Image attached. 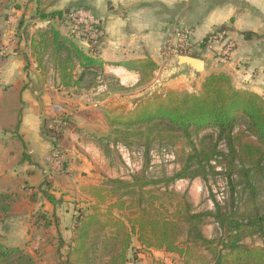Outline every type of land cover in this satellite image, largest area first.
I'll use <instances>...</instances> for the list:
<instances>
[{
    "label": "trees",
    "instance_id": "trees-1",
    "mask_svg": "<svg viewBox=\"0 0 264 264\" xmlns=\"http://www.w3.org/2000/svg\"><path fill=\"white\" fill-rule=\"evenodd\" d=\"M62 15H42L41 19ZM49 33L53 37L50 55L62 76L61 85L73 90V95L100 86L106 66L137 73L138 87L151 82L158 70L149 58L106 62L98 50H84L72 36L66 39L55 30ZM125 89L116 83L110 92ZM106 119L110 130L100 138L105 153H110L111 145L142 148L146 166L132 181L107 179L100 187L105 195L100 196L102 202L107 197L112 200L105 208L100 202V206L81 211L63 264H131L134 239L142 249L175 254L184 264H264L262 96L238 89L228 74L217 73L207 76L196 93H156L133 110L106 115ZM179 141L188 149L180 158V170L164 180H149L145 173L155 148L175 147ZM217 177L226 180L229 198L223 204L214 199V210L206 212H194L187 195L166 205L160 190L149 188L162 182L168 188L179 180L201 178L207 182ZM43 195L51 204L59 202L47 191ZM14 202L13 194L0 191V223L10 218ZM208 219L218 225L220 237L210 239L205 235ZM44 221H48L45 226H51L50 220ZM254 237L262 241L261 246L245 243ZM0 264H34V259L21 248L11 249L0 243Z\"/></svg>",
    "mask_w": 264,
    "mask_h": 264
},
{
    "label": "crops",
    "instance_id": "crops-1",
    "mask_svg": "<svg viewBox=\"0 0 264 264\" xmlns=\"http://www.w3.org/2000/svg\"><path fill=\"white\" fill-rule=\"evenodd\" d=\"M75 8L90 9L102 21L105 35L99 57L106 62L149 58L158 65L155 75H160L159 82L175 91L196 88L198 92L207 76L226 73L238 89L264 98V0H0V191L15 197L11 219L0 223V238L7 237L6 241L15 231L21 236L28 234L23 230L28 225L22 217H12L19 205L17 194L27 196L25 184L38 185L41 167L50 163L52 144L43 133L44 117L58 112L56 107L64 109L58 103H67L73 95V90L61 85L62 76L50 55L53 37L49 32L55 30L66 39L71 36L65 32L64 23ZM54 13L63 15L41 19ZM183 29L192 32L188 54L204 62L201 73L180 64L179 58L162 57L164 43L177 42ZM216 33L223 34V39L207 41ZM227 40L236 48L231 59L221 64L216 57ZM109 71L139 77L121 67L106 66L105 73ZM50 194L55 197L56 193ZM21 200L29 211L26 216L31 218L39 211L31 196ZM66 206L47 203L44 209L56 217L49 226L56 227L52 240L69 245L77 210ZM34 226L35 222L28 226L32 233L36 232ZM130 253L139 254L144 261L142 253L149 254L136 239ZM161 253L151 254L155 257Z\"/></svg>",
    "mask_w": 264,
    "mask_h": 264
},
{
    "label": "rangeland",
    "instance_id": "rangeland-1",
    "mask_svg": "<svg viewBox=\"0 0 264 264\" xmlns=\"http://www.w3.org/2000/svg\"><path fill=\"white\" fill-rule=\"evenodd\" d=\"M73 25L68 20L64 23V30L68 35L72 34ZM83 47V46H82ZM85 48V47H84ZM100 51V47H99ZM122 79H119V76ZM160 76V75H159ZM159 76L154 78L147 85L138 87L139 77L120 73L119 71H109L100 78L101 84L92 92L72 95L67 103H58L66 111L62 114L56 112L52 117H44L43 133L50 138L52 151L49 155L52 158L56 154L58 162H52L41 167V182L32 186L29 183L23 188L24 193H19V205L12 213V217H22L25 225L35 222L36 232H31L29 227L24 228L28 234L21 236L20 231H15L14 235L6 241L7 237H1L0 243L7 248H21L27 255L34 259V264H63L68 252L66 242H54L52 240L55 228L45 226L48 221L56 222V217L46 211L45 205L50 202L43 195L44 191L55 192V198L59 200L55 206L64 205L75 212L76 218L92 206H102L105 208L112 200L100 192V187L107 179H122L132 181L133 176H140L144 171L146 162L144 161V151L142 148L134 147L126 149L123 146H110V153H105V143L101 137L108 134L110 127L106 115H118L126 113L135 108L141 101L146 100L156 93L164 94L170 90L164 88L159 82ZM121 81V82H120ZM118 83L125 90L111 93L110 89L116 87ZM182 89V88H181ZM186 91V90H176ZM190 93H196V88ZM184 149H187L183 141H179L175 147L161 149L156 147L152 153L151 164L145 176L149 180H164L172 177L181 168V159ZM155 188L160 190L164 204L171 205L177 202L181 196L187 195L189 202L196 213L214 210L213 200L216 199L223 204L229 198L227 182L223 177L215 179L209 178L207 182L201 178L193 181L179 180L171 183L168 188L162 182ZM44 189V191H42ZM26 196V197H25ZM32 203H37L39 211L28 217V208L22 204L21 198H29ZM264 202V197L262 199ZM46 202V203H44ZM40 205V206H39ZM53 218V219H52ZM11 219V218H10ZM8 220V219H7ZM6 220V221H7ZM41 220V221H40ZM43 220V221H42ZM5 221V222H6ZM205 235L210 238L221 236L218 225L208 219L204 226ZM245 243L253 246H261L262 241L258 237L248 238ZM147 250H144L146 252ZM142 253L146 256V264H184L177 255L164 252L159 256ZM151 254V255H150ZM131 264H145L144 259H140L139 254L130 253Z\"/></svg>",
    "mask_w": 264,
    "mask_h": 264
},
{
    "label": "built area",
    "instance_id": "built-area-1",
    "mask_svg": "<svg viewBox=\"0 0 264 264\" xmlns=\"http://www.w3.org/2000/svg\"><path fill=\"white\" fill-rule=\"evenodd\" d=\"M68 17L73 25L72 38L81 46L85 47L86 50L94 48L99 51V47L105 35L102 21L97 18L90 9L86 8H75L70 12ZM191 34L192 32L190 30L183 29L178 34L177 42L173 43L172 40H167L162 47V57L169 60L177 59L180 56H185L184 54H188L191 48ZM220 39H223V34L216 33L210 36L207 41L211 43L219 41ZM235 48L236 44L233 41L227 40L216 57L217 62L221 64L228 62ZM56 110L60 112V114L66 111L57 107ZM56 158V154H53L50 161L57 163L58 160ZM147 251L154 253L159 250L150 249Z\"/></svg>",
    "mask_w": 264,
    "mask_h": 264
},
{
    "label": "water",
    "instance_id": "water-1",
    "mask_svg": "<svg viewBox=\"0 0 264 264\" xmlns=\"http://www.w3.org/2000/svg\"><path fill=\"white\" fill-rule=\"evenodd\" d=\"M179 62L182 65L190 66L196 72H203L204 71V62L200 59L194 58L192 56H180Z\"/></svg>",
    "mask_w": 264,
    "mask_h": 264
}]
</instances>
